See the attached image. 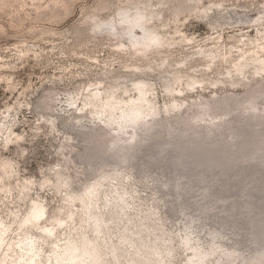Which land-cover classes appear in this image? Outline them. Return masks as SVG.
Wrapping results in <instances>:
<instances>
[{"label":"rangeland","instance_id":"obj_1","mask_svg":"<svg viewBox=\"0 0 264 264\" xmlns=\"http://www.w3.org/2000/svg\"><path fill=\"white\" fill-rule=\"evenodd\" d=\"M254 227L264 0H0V264H248Z\"/></svg>","mask_w":264,"mask_h":264},{"label":"bare ground","instance_id":"obj_2","mask_svg":"<svg viewBox=\"0 0 264 264\" xmlns=\"http://www.w3.org/2000/svg\"><path fill=\"white\" fill-rule=\"evenodd\" d=\"M140 46V47H139ZM137 51H145L149 46L148 44L139 45ZM167 92H171V88H166ZM263 228V227H259ZM263 230L253 228V234L257 239V244L264 246V234ZM20 249L25 251L23 256L17 258L18 260L25 259V264H40L38 261V247L36 240L31 237H27V240H21L18 244ZM74 260V262L71 261ZM61 260L66 261L68 264H100L98 256L88 249V243L83 240L80 244L75 243L73 240H68L65 245V249L62 253ZM17 262V261H16ZM15 260H4L1 264H15ZM82 262V263H81ZM60 264V263H59ZM248 264H264V253L255 256Z\"/></svg>","mask_w":264,"mask_h":264}]
</instances>
